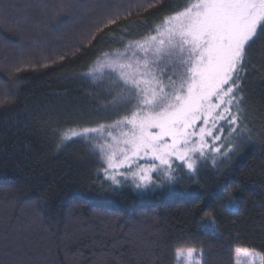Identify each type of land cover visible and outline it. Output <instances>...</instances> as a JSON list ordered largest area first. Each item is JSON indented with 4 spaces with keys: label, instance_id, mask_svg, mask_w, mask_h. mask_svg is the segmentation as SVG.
<instances>
[{
    "label": "trees",
    "instance_id": "obj_1",
    "mask_svg": "<svg viewBox=\"0 0 264 264\" xmlns=\"http://www.w3.org/2000/svg\"><path fill=\"white\" fill-rule=\"evenodd\" d=\"M186 2L0 0V264H181L180 247L202 252L200 264H238L236 249L264 259V44L242 74L255 139L196 181L114 192L89 144L57 147V132L120 116L109 82L87 76L103 54ZM233 184L238 206L219 196Z\"/></svg>",
    "mask_w": 264,
    "mask_h": 264
},
{
    "label": "snow or ice",
    "instance_id": "obj_2",
    "mask_svg": "<svg viewBox=\"0 0 264 264\" xmlns=\"http://www.w3.org/2000/svg\"><path fill=\"white\" fill-rule=\"evenodd\" d=\"M62 23L50 19L47 26ZM258 44H264V0H187L140 38H122L124 51L105 52L87 73L93 82L108 79L111 105L124 114L57 132V147L88 141L114 192L122 186L154 192L184 175L198 180L208 160L219 168L255 139L246 123L242 74L254 67L249 57ZM234 190L226 185L219 193L229 206H238ZM205 216L214 226L215 218ZM176 254L190 264H200L203 255L194 247Z\"/></svg>",
    "mask_w": 264,
    "mask_h": 264
},
{
    "label": "rangeland",
    "instance_id": "obj_3",
    "mask_svg": "<svg viewBox=\"0 0 264 264\" xmlns=\"http://www.w3.org/2000/svg\"><path fill=\"white\" fill-rule=\"evenodd\" d=\"M104 80L108 81L107 78H105ZM110 107L113 108L112 105ZM115 111H116V113H115L116 115H121V114L123 115L124 114L123 111H120V112H118L117 110H115ZM78 129H80V128H78ZM76 141H82V142H85L86 144H89L88 141L82 140V139H78V138L76 139ZM207 162L209 163V162H211V160H208ZM131 188H133V187H131ZM180 257H181V260H180V263L181 264H190V261L188 260V258L186 257V255H183V256H180ZM253 260H255L256 264H260L261 258L258 255H256V254L255 255H252V256L245 255V251H243V252L240 251L239 254H238V264H252V261Z\"/></svg>",
    "mask_w": 264,
    "mask_h": 264
}]
</instances>
